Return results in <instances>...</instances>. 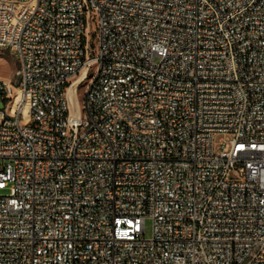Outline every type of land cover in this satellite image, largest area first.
Here are the masks:
<instances>
[{
    "label": "built area",
    "instance_id": "built-area-1",
    "mask_svg": "<svg viewBox=\"0 0 264 264\" xmlns=\"http://www.w3.org/2000/svg\"><path fill=\"white\" fill-rule=\"evenodd\" d=\"M0 51V264H264V0H0Z\"/></svg>",
    "mask_w": 264,
    "mask_h": 264
},
{
    "label": "rangeland",
    "instance_id": "rangeland-1",
    "mask_svg": "<svg viewBox=\"0 0 264 264\" xmlns=\"http://www.w3.org/2000/svg\"><path fill=\"white\" fill-rule=\"evenodd\" d=\"M18 61L16 58L7 51H0V80L13 83L18 70ZM13 85V84H12ZM85 86V85H84ZM84 86L81 88L79 99L82 98V92H84ZM14 92H17L18 88L13 85ZM2 106V105H0ZM1 193L7 194L8 190L2 191ZM153 236V220H145V238L151 239Z\"/></svg>",
    "mask_w": 264,
    "mask_h": 264
},
{
    "label": "bare ground",
    "instance_id": "bare-ground-1",
    "mask_svg": "<svg viewBox=\"0 0 264 264\" xmlns=\"http://www.w3.org/2000/svg\"><path fill=\"white\" fill-rule=\"evenodd\" d=\"M21 101V96H20V94H18L17 95V103H19ZM23 112H24V114L26 115V119H27V114H28V112H29V107H28V105H24V107H23Z\"/></svg>",
    "mask_w": 264,
    "mask_h": 264
}]
</instances>
